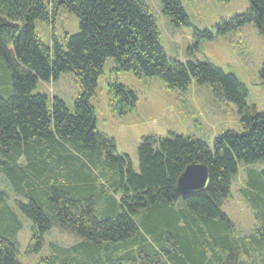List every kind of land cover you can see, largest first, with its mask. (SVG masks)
I'll list each match as a JSON object with an SVG mask.
<instances>
[{
  "label": "trees",
  "instance_id": "trees-1",
  "mask_svg": "<svg viewBox=\"0 0 264 264\" xmlns=\"http://www.w3.org/2000/svg\"><path fill=\"white\" fill-rule=\"evenodd\" d=\"M247 1L245 13L214 27L218 34L253 24L264 35V0ZM61 9L76 16L79 31L58 40L53 23ZM162 12L175 27H191L179 0H162ZM36 20L51 26L49 46L36 35ZM192 34L212 38L208 30ZM106 58L116 71L158 78L170 90L208 85L235 107L241 132L225 131L211 146L191 136L142 139L139 173L133 172L114 140L96 130L89 103ZM0 63L10 83L8 92L0 90V173L16 197L12 209L0 191V264H20L17 211L30 221L28 252L40 250L53 227L78 239L53 246L44 264H264V223L239 236L221 208L237 165L264 160V112L247 104L234 76L169 58L144 0H0ZM62 73L80 83L71 111L58 97L32 95L38 82ZM109 87L119 115L135 108L133 90L117 82ZM194 162L208 169L209 185L180 196L176 180ZM241 193L264 222V173L247 171Z\"/></svg>",
  "mask_w": 264,
  "mask_h": 264
},
{
  "label": "rangeland",
  "instance_id": "rangeland-1",
  "mask_svg": "<svg viewBox=\"0 0 264 264\" xmlns=\"http://www.w3.org/2000/svg\"><path fill=\"white\" fill-rule=\"evenodd\" d=\"M144 1L155 20L159 44L169 58L180 62L208 63L234 76L246 90L247 104L260 113L264 112V78L261 77L264 35L253 24H244L221 34L214 29L221 21L245 13L249 7L247 0H179L191 27H175L162 12V0ZM34 28L38 38L49 46L51 26L36 20ZM53 28L55 37L62 40L65 33L74 35L79 31V20L61 9ZM193 28L210 31L212 38L195 40ZM115 68L114 60L106 58L89 103L94 109L96 130L114 140L118 154L128 156L133 172L139 173L138 148L142 139L191 136L211 146L212 140L225 131L241 132L235 107L217 98L208 85L191 82L186 92H179L168 89L158 78H136L129 71H116ZM113 82L136 93L135 108L129 113L118 114L116 97L109 87ZM0 90L3 93L10 90L9 79L1 63ZM80 90V83L72 73H62L55 80L38 82L32 95L41 94L48 99L58 97L71 111ZM249 170L264 173V160L249 165L239 163L231 180L230 197L221 202L222 210L239 236L255 234L264 223L253 217L241 193ZM0 191L7 195L11 208L16 209L13 202L16 197L3 173H0ZM17 214L21 227L17 233V260L20 264H44L43 259L55 255L53 246L66 248L78 241L74 235L53 227L44 234L43 247L37 252H28L30 221L19 211ZM207 259L210 260L209 254Z\"/></svg>",
  "mask_w": 264,
  "mask_h": 264
},
{
  "label": "water",
  "instance_id": "water-1",
  "mask_svg": "<svg viewBox=\"0 0 264 264\" xmlns=\"http://www.w3.org/2000/svg\"><path fill=\"white\" fill-rule=\"evenodd\" d=\"M210 182V174L205 165L194 162L187 165L176 180V191L180 196L205 191Z\"/></svg>",
  "mask_w": 264,
  "mask_h": 264
}]
</instances>
